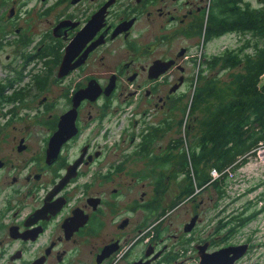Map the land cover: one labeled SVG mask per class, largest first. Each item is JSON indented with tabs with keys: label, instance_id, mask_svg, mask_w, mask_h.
<instances>
[{
	"label": "flooded vegetation",
	"instance_id": "flooded-vegetation-1",
	"mask_svg": "<svg viewBox=\"0 0 264 264\" xmlns=\"http://www.w3.org/2000/svg\"><path fill=\"white\" fill-rule=\"evenodd\" d=\"M212 6L218 0H0L9 77L0 81V264H237L248 255L249 242L211 250L213 239L198 241L199 213L184 245L158 241L166 200L156 172L171 161L154 138L171 121L154 114L185 101ZM19 52L21 65L10 64ZM140 164L148 191L129 177ZM231 223L219 224L227 238Z\"/></svg>",
	"mask_w": 264,
	"mask_h": 264
},
{
	"label": "rangeland",
	"instance_id": "rangeland-1",
	"mask_svg": "<svg viewBox=\"0 0 264 264\" xmlns=\"http://www.w3.org/2000/svg\"><path fill=\"white\" fill-rule=\"evenodd\" d=\"M206 1L209 2V0ZM241 1L244 3L243 6L249 4L251 8L264 7V0ZM210 28L211 25L208 29ZM261 36L256 32L226 33L215 36L213 43L208 45V38L204 42L201 35L195 64L190 65L189 83L184 88L187 90L185 101L176 105L174 110L172 108L170 110L171 106L168 105L164 111L159 108L155 111L156 122H163L165 114L171 121L170 126L154 138L156 145L169 146V161H171L167 168L156 172V175L165 179L162 185L163 191L158 195L162 201L166 200L165 210L163 211V207H160L157 212V215L164 214L165 219L158 228L160 244H168L171 248L178 247L180 242L184 245L186 242H182V237L191 233V231H184L185 224L191 223L192 217L199 213V220L193 228L198 241L205 242L213 239L211 250L219 248V245L224 243L229 246L230 242H249L251 246L248 255L242 256L237 264H264V140L243 155L231 158L227 162V167L222 169L223 171L212 168V163H202L197 166L192 158L193 151H195L193 148L197 147L196 139L204 131L208 102L210 105L215 102L207 98L205 99L207 103L201 105V108L200 106L194 108L192 106L194 92L204 83V77L211 76L220 79L222 76L226 81L228 80L221 66L210 68L207 61L214 58V55L223 53L227 48L237 49L245 43L248 47L244 45L242 51L248 55L250 79L252 83V79L259 83L258 90L254 89L252 94L244 98L247 103H250L254 98L261 97L264 90L262 88L264 75H258L261 61L252 56L258 51L257 42L264 45V39ZM5 38L9 40L7 36ZM2 60H5L4 55ZM22 61L23 58L19 52L18 55L12 54L10 64L21 65ZM8 78L6 71L0 68V81ZM7 94L9 96L10 92ZM174 145H177L179 149L173 150ZM170 150L172 152H169ZM160 152L155 151L156 154ZM141 167L142 164L133 166L129 177L138 180L137 187L142 192L148 191L152 183L151 178L145 180L140 178L139 173L144 170ZM198 176L210 178L214 183L208 182L207 185L201 187L198 184ZM134 219L137 221L140 217ZM225 221L232 222V230L228 238L223 226L219 225ZM147 222L153 226L152 218H148ZM195 236L189 242H193ZM147 241L148 238L145 242ZM185 246L191 248L187 244Z\"/></svg>",
	"mask_w": 264,
	"mask_h": 264
},
{
	"label": "trees",
	"instance_id": "trees-1",
	"mask_svg": "<svg viewBox=\"0 0 264 264\" xmlns=\"http://www.w3.org/2000/svg\"><path fill=\"white\" fill-rule=\"evenodd\" d=\"M218 4V8L212 6L210 11L207 8L206 15L210 22L205 31L201 32L204 41L210 34L220 36L240 31L256 32L264 39V7L251 8L249 4L243 6L241 0H218ZM244 45L237 49L227 48L207 61L210 68L221 66L227 81L222 76L220 79L207 76L194 92V108H201V105L207 103V98L215 100L212 105L208 102L204 131L196 139L199 149L193 151L192 158L197 166L212 163V168L223 171L231 158L243 155L264 140V90L261 97L254 98L250 103L244 99L259 88V83L254 79L252 83L250 79L248 55L242 51ZM256 45L259 46L258 51L252 56L261 61L260 76L264 75V45L258 42ZM197 178L201 187L208 182L214 183L210 178Z\"/></svg>",
	"mask_w": 264,
	"mask_h": 264
},
{
	"label": "water",
	"instance_id": "water-1",
	"mask_svg": "<svg viewBox=\"0 0 264 264\" xmlns=\"http://www.w3.org/2000/svg\"><path fill=\"white\" fill-rule=\"evenodd\" d=\"M238 256H239V255H238ZM216 260H217V259H216ZM214 261H215V260H213V264H215Z\"/></svg>",
	"mask_w": 264,
	"mask_h": 264
}]
</instances>
